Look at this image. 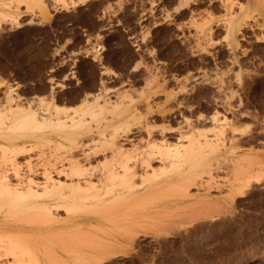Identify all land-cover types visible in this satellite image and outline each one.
Masks as SVG:
<instances>
[{
	"label": "rangeland",
	"instance_id": "1",
	"mask_svg": "<svg viewBox=\"0 0 264 264\" xmlns=\"http://www.w3.org/2000/svg\"><path fill=\"white\" fill-rule=\"evenodd\" d=\"M37 4L13 10L19 26L0 24L1 100L8 86L27 99L55 91L72 107L103 92L135 115L131 143L222 129L221 147L249 154L259 176L232 198L223 163L216 184L173 196L145 234L123 238L125 253L97 264H264V0H46L45 20Z\"/></svg>",
	"mask_w": 264,
	"mask_h": 264
},
{
	"label": "bare ground",
	"instance_id": "2",
	"mask_svg": "<svg viewBox=\"0 0 264 264\" xmlns=\"http://www.w3.org/2000/svg\"><path fill=\"white\" fill-rule=\"evenodd\" d=\"M51 1L68 8L88 0ZM34 4L50 17L46 0H0V24L19 26L13 10ZM228 24L231 36L237 22ZM54 92L27 99L8 86L0 99V264H97L125 253L123 238L145 234L173 196L215 182L212 170L223 163L232 198L259 179L249 154L221 147L222 129L214 140L182 134L186 143L161 139L142 148L131 143L137 126L124 101L96 92L72 107Z\"/></svg>",
	"mask_w": 264,
	"mask_h": 264
}]
</instances>
